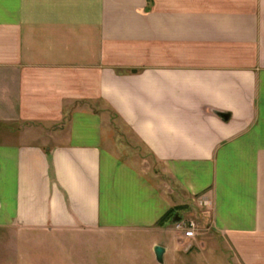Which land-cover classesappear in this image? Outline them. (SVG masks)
Masks as SVG:
<instances>
[{
  "label": "crops",
  "instance_id": "0c3cea01",
  "mask_svg": "<svg viewBox=\"0 0 264 264\" xmlns=\"http://www.w3.org/2000/svg\"><path fill=\"white\" fill-rule=\"evenodd\" d=\"M0 122V229L190 206L264 264V0H0Z\"/></svg>",
  "mask_w": 264,
  "mask_h": 264
},
{
  "label": "rangeland",
  "instance_id": "374dc122",
  "mask_svg": "<svg viewBox=\"0 0 264 264\" xmlns=\"http://www.w3.org/2000/svg\"><path fill=\"white\" fill-rule=\"evenodd\" d=\"M4 129L12 137L19 135L18 129L3 128L0 122V136ZM3 135L0 139L9 138ZM201 214L190 206L177 208L161 225L163 230L146 233L0 229V264H161L156 245L167 250L163 264H244L230 240L206 224ZM191 223L197 226L196 237L187 238L178 225L186 228Z\"/></svg>",
  "mask_w": 264,
  "mask_h": 264
},
{
  "label": "water",
  "instance_id": "95a60500",
  "mask_svg": "<svg viewBox=\"0 0 264 264\" xmlns=\"http://www.w3.org/2000/svg\"><path fill=\"white\" fill-rule=\"evenodd\" d=\"M228 118V116H227ZM175 221H180V217L179 216H176L175 217ZM166 248L163 247V246H160V245H157L155 246L154 248V252H155V255H156V258H157V261L161 264L164 263V256L166 254Z\"/></svg>",
  "mask_w": 264,
  "mask_h": 264
},
{
  "label": "built area",
  "instance_id": "2783aa9c",
  "mask_svg": "<svg viewBox=\"0 0 264 264\" xmlns=\"http://www.w3.org/2000/svg\"><path fill=\"white\" fill-rule=\"evenodd\" d=\"M178 227L180 228V229H183L184 230V232H185V236L187 237V238H194V237H196V224L195 223H191L189 226H187L186 228H184L183 226H182V224H179L178 225Z\"/></svg>",
  "mask_w": 264,
  "mask_h": 264
},
{
  "label": "trees",
  "instance_id": "16d2710c",
  "mask_svg": "<svg viewBox=\"0 0 264 264\" xmlns=\"http://www.w3.org/2000/svg\"><path fill=\"white\" fill-rule=\"evenodd\" d=\"M175 210H177V208L171 209L165 216H163V218L159 221L158 225H164L165 223H167L169 221V218L172 217V213Z\"/></svg>",
  "mask_w": 264,
  "mask_h": 264
}]
</instances>
